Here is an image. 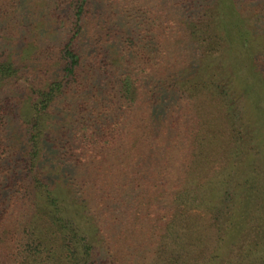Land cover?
<instances>
[{
    "label": "trees",
    "instance_id": "trees-1",
    "mask_svg": "<svg viewBox=\"0 0 264 264\" xmlns=\"http://www.w3.org/2000/svg\"><path fill=\"white\" fill-rule=\"evenodd\" d=\"M44 1L0 0V89L24 80L31 91L20 183L33 195L38 244L47 247L58 233L50 249L67 264L110 254L115 264H264L255 241L264 237V170L247 160V141L215 133L223 118L236 120L226 81L234 71L213 80L215 62L181 66L179 49L151 45L143 23H96L99 0H62L53 20L73 35L55 54L54 73L41 79L36 54L44 46L34 28L41 19L31 8ZM250 1L210 0L197 17L222 25L231 55L241 49L245 62H256L246 68L249 83L264 89V63L262 75L255 70L264 52L253 58L257 45L235 19ZM259 5L264 16V0ZM54 151L65 156L59 178L46 168Z\"/></svg>",
    "mask_w": 264,
    "mask_h": 264
},
{
    "label": "rangeland",
    "instance_id": "rangeland-1",
    "mask_svg": "<svg viewBox=\"0 0 264 264\" xmlns=\"http://www.w3.org/2000/svg\"><path fill=\"white\" fill-rule=\"evenodd\" d=\"M54 1L62 0H46L31 8L36 12L38 19H41V21L35 19L37 23L34 27L39 33L38 42L44 46L42 52L38 49L36 54V61L39 63L37 76L41 79H48L54 73L55 54L59 56V48L70 40L74 31L71 27L62 28V23H54L53 15L58 17L62 14L53 10L56 8ZM209 1L99 0L91 11L93 22L96 23L103 18L108 22L114 19L123 20V29H126L129 23L131 26L138 27H143L141 24L143 23L145 30L148 31L151 45L156 43L163 48L179 49L174 52V58L178 57L181 66H192V61L202 65L215 62L213 80L219 70L224 75L226 72L234 71L232 78L224 77V80L226 78L227 83L232 86L230 95L236 100V120L232 123L228 118L227 120L223 118L219 126L221 128L218 127L214 131L220 140L247 141L250 144L248 147L253 148L246 152L247 160L255 159L257 168L262 171L264 170V89L261 87L256 89L257 85L249 83L252 81V74L246 70L249 66L255 67L256 62L252 61L250 65L248 61L245 62L244 51L241 49L234 52L233 56L231 55L233 52L228 50L229 39L226 38L225 30H222L221 24L213 25L212 16L203 15L204 19L198 22L197 16L202 17L201 14H204ZM260 1L252 0L240 4V12L235 14V19L243 22L246 30L250 31L247 33L251 36L250 39L257 45V48L252 51L253 58H258V54L264 52V16L260 12ZM204 5L206 8H203ZM115 27L114 25L112 28ZM219 37H224V40H220ZM218 42H221V45ZM48 46H52L54 50L47 52ZM204 47L208 48L203 51ZM263 63L264 55L255 69L257 73L263 72L264 65L261 67ZM234 67L235 70L232 69ZM260 74L254 75L261 77ZM198 75L200 74H196ZM28 85L27 81L22 80L14 86L0 89V264H55V262L67 264L66 261L61 263L56 261V256L50 249L61 242L58 233L53 236L54 239L47 247L38 244V235L34 233L35 228H38V224L35 223L37 209L33 208L35 203L31 204L33 195L25 193L21 188L20 181L26 175L29 164L26 128L23 122L26 117L24 112L27 111L26 97L28 92H31ZM166 97L167 94L165 98L163 97V102ZM52 115L58 120L62 117L61 114L58 118L55 114ZM63 123L66 124V121L63 120ZM64 124H60L63 129H65ZM66 128L63 132H66L67 137L70 136L67 133L69 125H66ZM245 157H247L246 154ZM64 159L63 154L54 151V155L46 163L48 174L59 178L60 173L66 170ZM80 187L81 184H79ZM91 236L96 237L94 231ZM99 240L97 234V245ZM255 241L263 249L259 256H264V237L260 239L257 236ZM97 264L115 263L114 261L112 263L110 254L105 262L100 261L97 255Z\"/></svg>",
    "mask_w": 264,
    "mask_h": 264
}]
</instances>
